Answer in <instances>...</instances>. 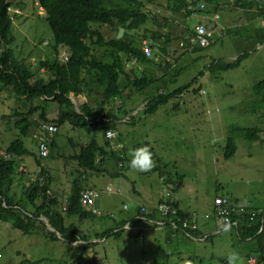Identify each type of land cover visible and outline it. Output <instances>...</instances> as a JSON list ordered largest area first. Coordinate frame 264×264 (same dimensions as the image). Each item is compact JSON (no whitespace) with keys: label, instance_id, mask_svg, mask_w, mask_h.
Here are the masks:
<instances>
[{"label":"rangeland","instance_id":"obj_1","mask_svg":"<svg viewBox=\"0 0 264 264\" xmlns=\"http://www.w3.org/2000/svg\"><path fill=\"white\" fill-rule=\"evenodd\" d=\"M17 1L19 0L10 2L14 5ZM139 1L144 4V10L152 6L158 11H164L161 15L169 17L168 11L163 7L165 0ZM249 1L251 13L247 18L248 21H245L233 5L220 2L219 15H216L220 17L217 23L219 27L223 26V34L219 35L214 30L213 39L207 48L190 45L192 38H181L178 42H183L184 45L179 48L175 46L176 43H169L166 57L162 61L158 60L160 56L158 50L153 53L151 60L154 62L151 64L156 65V68L148 67V69L153 70L152 76L156 74L154 76H159L160 79L143 93L133 90V96L147 98L162 91L170 93L180 87H185L183 88L185 90L182 94L171 97L166 104L158 107L151 114H144L141 110L142 100L133 106L128 102L123 104V108H127V105L135 108L133 112H127L125 120L130 121L125 123L123 120L125 116L120 115L119 119L123 122L119 121L120 123L113 130L118 134L116 138L119 139L120 144L118 149L125 151L127 158V162H124L125 165L127 163L128 171H124L127 177L123 183V193L113 194L117 190L118 181L111 180L106 175L94 180L89 178L83 182V185L94 186L98 190L108 183L106 185L113 190V195L101 193L96 202L99 214L109 218L110 214L106 212L108 210L114 216L112 220H103V223L109 225L112 221H117L118 217L122 218L121 216L128 218L122 205L129 203L127 198L130 196L125 193L130 192L131 187L138 191L136 197L142 193L143 197H151L161 188L158 174L153 171V167L148 171L129 167L130 150L141 146L149 148L155 157L152 159L153 166L161 168L169 176L172 180L170 185L173 179H176L173 184L175 191L171 193L175 195L184 213L206 211L211 212L213 217L211 210L215 195L234 197L240 205L249 210H255L253 207H264V141H261L264 140V114L247 110L248 102L252 98V87L264 79V28L260 26L264 18L253 13L255 9L264 6V0ZM31 2L32 0L25 1L26 9L19 15L10 14L13 37L10 48L16 59H24L31 64L32 69H36L38 60L35 57L49 55L52 41L44 14H40L42 11H37L38 6H33ZM213 15L198 12L188 20H183L178 14L176 18L186 29L193 30L197 24L203 25L204 21L208 23L207 25H212ZM228 19H231V22L224 23ZM165 23L177 26L168 19ZM148 26L150 27V22L134 32L138 33ZM169 27L166 25L161 31L166 33ZM229 29L231 33H227ZM115 34L104 27L103 35L107 40ZM259 35L258 41L255 40ZM147 39L151 38L147 37ZM159 39L162 40V36ZM42 42L46 44L48 42L50 46L42 48ZM173 45L178 50L176 53ZM104 53L105 50L98 51L99 56ZM241 54L246 56L237 68L216 73L208 70L214 61L231 62ZM160 63L162 68L168 65L164 70H160ZM130 68L132 67H128ZM198 90H204L205 94H198ZM128 94L130 95V89ZM70 99L79 107L89 98L86 95V98L70 96ZM89 102L95 103L93 99ZM27 106L29 105L15 101V97L10 92L0 89V155L4 154L6 147L18 136L15 123L20 119V113L26 112ZM47 109H49L46 111L47 117L54 118L55 105L49 102ZM233 126L259 127L261 132L257 141L236 137L235 153L232 158L226 160L223 158L224 141ZM36 134L37 128H33L23 142L25 147L37 156ZM86 134L80 130L72 131L67 125L59 126L55 138L56 147L51 148V156L43 160L42 164L49 169V173L59 176L56 177L55 183L60 186V193L65 190L69 192V189L66 187V182L61 181V178L64 179L62 162L56 161V157L58 155L63 157L69 152L71 156L74 151L72 152L67 141L85 142L88 140ZM99 140L101 143L104 142L102 136L101 139L99 136ZM117 143L118 140L112 141L110 146L113 148ZM112 148L107 149L112 150ZM22 162L27 167L26 172L37 169L33 156L23 157ZM117 164L111 161L109 170L112 168L115 172L114 166ZM73 166L70 164L69 168L63 169V173L68 172ZM149 180L155 183L153 187L148 185ZM143 197L137 198V201L143 203ZM97 222L100 220L67 218L65 221L67 227L71 224L75 225L77 233L88 238L86 242L78 240L67 246L59 235L57 241H50L36 233L24 235L11 227L12 222H3L0 219V264H58L60 261L70 264L79 257L82 258L81 264H98L99 256L103 257L104 253L108 255L107 260H111L113 264H146L148 259H151L153 264H184V261H190L189 264H227V255L230 251L237 250L239 254L248 252L247 245L243 244L244 241L238 238L233 229L221 230L218 235L211 236L206 242L179 238L178 243L167 246L161 238L156 240L147 238L149 235L139 230L142 227L140 221L135 223L136 226L129 221H120L103 230H97ZM108 229H111L108 235L101 239L96 237L97 234ZM100 242L103 244L97 245ZM82 243H85L84 247L89 243L96 245L88 246L84 251V247L80 245ZM193 254L199 256L202 261H193ZM94 256L93 263L91 260Z\"/></svg>","mask_w":264,"mask_h":264},{"label":"trees","instance_id":"obj_2","mask_svg":"<svg viewBox=\"0 0 264 264\" xmlns=\"http://www.w3.org/2000/svg\"><path fill=\"white\" fill-rule=\"evenodd\" d=\"M10 1L0 0V89L10 92L15 97V101L29 106L26 112L20 113V119L15 123L18 136L6 147L4 154L0 155V219L3 222H12L11 227L24 235L36 233L50 241H57V235L46 228V223L67 246L78 240L86 242L88 238L80 236L75 225L71 224L67 227L65 221L69 217H77L80 220L106 219L104 216H95L86 211L80 205L79 198L83 190V182L87 181L88 175L97 176L105 172L104 163L107 160L122 164L127 161L125 155L107 149L111 148L110 142L118 140H116L118 134L113 130L117 124L123 122L120 121L119 116L124 115V122H129L130 120H125L127 112H133L135 109L128 105L127 108H123V104L128 102L133 106L142 100L141 110L144 114H151L158 107L166 104L171 97L178 96L185 90L183 89L185 87H180L170 93L162 91L147 98L133 96V90L143 93L160 79L159 76H149L145 72L137 73L134 68L128 69L130 60L146 64V69L152 66L156 68V65L151 64L154 62L151 58L155 51L152 50L148 57L140 48L142 42L147 40V37L156 42L163 33L165 42L157 48L159 55L163 57L168 44L172 41L178 42L181 38L195 37L194 31L186 29L173 15L178 14L185 20L197 11L216 12L220 2L223 1L241 11H249L251 2L249 0H165L163 7L168 11L169 17H167L161 15L164 11H158L152 6L144 10V4L139 0H32L31 4L37 5V11L40 10L42 11L40 14H44L52 41L51 53L47 56L35 57L38 60L37 68L32 69L31 64L24 59H16L10 48L13 42L10 14L19 15L25 11L26 0H19L14 5ZM254 14L264 15V6L255 9ZM166 19L177 24L175 27L178 29L173 34L171 28L174 25L166 24ZM148 22L150 27H145L138 33L134 32ZM166 25L170 27L165 33L161 30ZM104 27L115 32L114 37L107 40L103 35ZM120 29L123 30V34L117 39ZM227 33H231V30H227ZM190 45L199 47L196 42ZM49 46L48 42L46 46L41 43L42 48ZM61 49L69 51L68 55H63L66 60L60 58ZM99 50H105L104 55L99 56ZM160 56L158 60L161 61ZM245 56L241 54L231 62L214 61L208 70L216 73L237 68ZM167 65L162 68L160 63L159 69L164 70ZM43 73L46 75L43 76ZM197 93L205 94L204 90H198ZM80 95L85 98L87 95L89 99L76 110L70 96ZM91 99L95 103H90ZM49 102L56 107L52 119H48L46 114L49 110L47 109ZM247 110L264 114V80L252 87V98L248 102ZM39 122H51L56 127L67 125L72 131L80 130L87 133L88 140L85 142L67 141L72 152L74 151L71 156L69 152L63 157L60 155L56 157V161L62 162L64 179L61 178V181L66 182L69 192L66 190L63 193L59 192L60 186L55 183L56 177L59 176L49 173V169L42 164L43 159L38 156L37 150L36 156L24 145L23 140L33 128H37L35 137L37 149L40 143L38 139L41 136ZM108 131L114 133V138L106 137ZM260 132L259 127H231L224 141L223 158L227 160L233 157L236 137L257 141ZM99 136L100 139L102 136L104 142H100ZM55 138L56 135L51 138V148L56 147ZM25 156L34 157L37 169L31 171L32 173L26 172L27 167L22 162ZM151 158L155 157L152 155ZM70 164L74 166L63 173V169L69 168ZM153 171L158 174L161 184V198L158 203H161L165 193L169 192L171 199L169 205L176 211L177 216L182 218V213L171 196L174 181L170 185L169 176L159 167L153 166ZM116 175L119 174L115 173L113 177ZM40 178L43 180L39 181ZM247 211L257 210L247 209ZM262 217L250 222L248 214L242 216L237 230L239 239H254L260 243L259 250L264 249L262 243L264 217L263 226L258 231L262 225L260 221ZM39 218H45L46 222ZM110 231L111 229H108L96 237L101 239ZM186 233L197 236L196 232L190 229H187ZM81 246L84 247L83 244ZM88 246L93 247L95 244H87L84 251ZM79 258L70 264H81L82 258ZM58 264L69 263L60 261Z\"/></svg>","mask_w":264,"mask_h":264},{"label":"crops","instance_id":"obj_3","mask_svg":"<svg viewBox=\"0 0 264 264\" xmlns=\"http://www.w3.org/2000/svg\"><path fill=\"white\" fill-rule=\"evenodd\" d=\"M236 10H238V12L244 17V19H245V21H248V16L250 15V13H251V8H249V11L247 12V11H241V10H239V9H237V8H235ZM214 13H216L217 15H219L218 14V10L216 11V12H209V13H206V14H211V16L214 14ZM246 13H249L248 15L246 14ZM253 13H255V10H254V12ZM175 18H176V15H173ZM204 17L203 18H205V15H203ZM263 18H264V15H261ZM202 18V19H203ZM201 19V20H202ZM219 19H220V17L219 18H217V20L214 22V23H212L213 24V26H212V28H210L211 30H215V32L216 33H218L219 35H222L223 34V26L222 27H219L218 26V23H217V21H219ZM177 22V21H176ZM205 22V21H204ZM231 22V19H228V20H226V21H224V23H230ZM262 25H264V19L261 21V23H260V26H261V28H264V26H262ZM237 26H239V24H237L236 25V27ZM177 27H174V26H172V28H171V30L173 31V32H176L177 31ZM257 33H259V32H257ZM260 37V35L259 36H257L256 38H255V40H257L258 41V38ZM169 46V45H168ZM168 46H167V48H166V53H167V51H168ZM176 47H181V44L180 43H176V45H175ZM174 45H173V47H174V49H175V53L178 51L177 50V48L175 47ZM260 48V47H259ZM154 51H156V50H154ZM166 55V54H165ZM164 57V56H163ZM146 64H141V63H137L136 62V64H134V66H132V68L131 69H135L136 71H137V73H141V72H145L147 75H149V76H152L151 75V72L153 71L152 69H146ZM152 67H154V66H152ZM154 75H156V74H153V76ZM80 97L82 98V95H80ZM85 102V101H84ZM83 102V103H84ZM119 139H118V143L116 144V146L115 147H111L112 148V151H114L116 154H119V155H125L126 153H125V151H119ZM110 160H107L105 163H104V167L106 168V171L105 172H102L101 174H99V175H97V176H94V175H92V176H89L88 175V178H87V180L89 179V180H94V179H98V178H100V177H102L103 175H106L107 177H110V179L111 180H113V179H116L117 181H118V186H120L121 188H122V193H123V183H124V180L126 179V177H127V173H124V171H128V170H126V168H127V163H126V165H124V168H123V172L121 173V174H119V175H116V176H114L113 177V175L117 172V170L114 172V170H112V168L109 170V168H110ZM114 168L116 169V165L114 166ZM175 179V178H174ZM174 179H173V181H174ZM176 180V179H175ZM170 181H172V180H170ZM147 183H148V185L150 186V187H153L154 185H155V183L153 182V181H151V180H149V181H147ZM158 183H159V185H160V187H161V184H160V180H159V177H158ZM106 184H108V183H105V185ZM107 186V185H106ZM88 187H93V186H88ZM173 191H175L174 189H173ZM136 193H138V191L136 190V189H134L133 187H131L130 188V192H126L125 194H127L128 196H130L129 198H127V200L129 201V203L128 204H123L122 206H123V208H124V206H126V207H128V209L126 210L127 211V214H128V218H124L123 216H121L122 218H120L119 219V217H118V219H117V221H112V223H110L109 225L108 224H105V223H103L102 221L103 220H100V222H97L96 223V226H97V230H103V229H105L106 227L108 228V227H111V226H114V225H116L118 222H120V221H130L131 220V217H132V214H134V212H135V210H136V204H139V205H144V206H146L147 207V209L149 210V212H154V207L156 206V204L159 202V200H160V198H161V188L159 189V190H157L155 193H154V195L153 196H151V197H143V193L141 194V195H139L138 197H136ZM171 196H172V198L174 199V201L177 203V207H178V209L180 210V212L182 213V215L183 216H187V217H190L192 214L195 216V217H197L196 218V226H197V230H195V232H196V234H197V236H192L193 237V239H194V241L195 242H206L207 240H209L210 239V237L211 236H214V235H218L220 232H221V230H224V229H222V225L216 220V218L214 217H212L211 216V212H206V211H200V212H197V213H191V214H189V213H184L181 209H180V206H179V203H178V201L175 199V195L173 196V193L171 194ZM217 196H220V195H215V197H217ZM140 197H143L144 199H143V203H139L138 201H137V198H140ZM222 197H227V198H230L231 199V201H233V202H235V203H237V204H239L236 200V198H234V197H230V196H222ZM214 199V198H213ZM240 205V204H239ZM101 205H99V207H100ZM240 206H242V205H240ZM212 208H213V204H212ZM254 209H257V210H262V209H264V207L263 208H258V207H253ZM212 211V210H211ZM107 213H110V211H106ZM194 212H196V211H194ZM155 217H154V215L153 216H151V218H148V219H154ZM133 225H135V224H133ZM136 226V225H135ZM140 230L141 231H143L144 233H145V235H149V237H147V238H151V239H154V240H156V239H158V238H161V240L164 242V244L165 245H167V246H170L171 244H173V243H178V239L179 238H183L184 240H187V241H190V240H188V239H192V238H189V237H186L185 235H183V234H181L180 232H178V231H173V230H171V229H169V228H163V229H156V228H154L149 222H142V227L140 228ZM228 230H230V229H228ZM102 233V232H101ZM101 233H99V234H101ZM236 233V232H235ZM98 235V234H97ZM188 238V239H187ZM192 239V240H193ZM244 241V242H243ZM243 241H241V242H243V244H245V245H247L246 247L248 248V252L246 253V252H244L243 254H240V257H241V264L242 263H245V258H246V256L247 255H249V254H251V253H255V252H257L258 250H259V246H260V243H258L256 240H254V239H245V240H243ZM262 243L264 244V240L262 241ZM103 244V242H100L99 244H97V245H102ZM242 244V245H243ZM103 249V248H102ZM150 255H152V253L150 254ZM108 257V255L106 254V253H104V256L103 257H101V256H99V262H98V264H113L112 262H111V260H107V257ZM193 261H198V262H200V261H202L201 260V258L199 257V256H196V255H194L193 254ZM154 262H156V260L154 261ZM189 263H190V261H189ZM146 264H153V261L151 260V259H148V261H146ZM160 264V263H159ZM246 264V263H245Z\"/></svg>","mask_w":264,"mask_h":264},{"label":"built area","instance_id":"obj_4","mask_svg":"<svg viewBox=\"0 0 264 264\" xmlns=\"http://www.w3.org/2000/svg\"><path fill=\"white\" fill-rule=\"evenodd\" d=\"M202 8V6H201ZM195 37L194 42L201 48H205L209 45L210 39H212V32H210L205 26L199 25L195 28ZM151 40H145L142 42V51L149 56V48ZM63 60H66L64 57ZM41 130L44 133L52 134L56 131V128L53 125L42 124ZM114 133L108 131L106 132V137L111 139L114 138ZM39 153L42 157H47V146L42 141L39 144ZM103 192L112 194L113 190L110 187H106ZM100 191L94 189H88L81 193L80 196V204L86 210L90 211L95 215H99L98 209L96 207L97 199L101 196ZM115 193H120V189L117 188ZM169 192L165 193L164 199L161 203H159L156 207L155 212L158 215V219L153 222L154 226L158 229L162 228H170L172 230H179V226L181 225V230L185 228H190L192 230H196V226L194 225V217H190L189 219H182L177 217L176 211L169 205L171 199L169 196ZM126 208V207H125ZM144 214H146V209L144 207L139 208V214L136 216L137 220H145ZM248 214L250 222L264 217V210L258 211H247V208L239 206L237 204H232L225 198H215L214 199V215L219 220L223 229H237L240 219L242 216ZM111 216V215H110ZM263 217L261 221V230L263 226ZM246 264H264V249L256 252L255 254H249L245 258Z\"/></svg>","mask_w":264,"mask_h":264},{"label":"clouds","instance_id":"obj_5","mask_svg":"<svg viewBox=\"0 0 264 264\" xmlns=\"http://www.w3.org/2000/svg\"><path fill=\"white\" fill-rule=\"evenodd\" d=\"M231 1V0H230ZM202 13V14H206L205 13V11H197L196 13ZM195 15V14H194ZM194 15H191V16H189V18H186L185 20H188V19H191ZM217 15L216 14H214L213 15V17H212V23H214L216 20H217ZM204 24H203V26H205L210 32H212V39H213V32H214V30H211L210 28H212V26H213V24L212 25H207L208 23L205 21V22H203ZM199 25H202L201 23H199V24H197L194 28H193V31L195 32V28L197 27V26H199ZM213 29V28H212ZM163 33L161 34V36H162V40H160L159 38L157 39V41L155 42H153L151 39V42H150V44L148 45V48H149V54L152 52V50L154 51V50H157V48L159 47V46H162V44H164V42H165V37H163ZM212 39H210V41H209V45H210V42H211V40ZM148 40V39H147ZM43 43V45L44 46H46L47 44H46V42H42ZM156 43V44H155ZM172 43H179V42H175V41H172ZM195 42H194V39H192V43L191 44H194ZM46 44V45H45ZM180 44H181V47L184 45V43L183 42H180ZM208 45V46H209ZM207 46V47H208ZM207 47H205V48H207ZM141 50H142V44H141ZM201 48V47H200ZM59 53H60V58L63 60V55H68V53H69V51L68 50H66V49H61V50H59ZM149 57V56H148ZM165 57H166V55L164 56V57H162V56H160V59H161V61L163 60V59H165ZM136 62L137 61H135V60H130L129 61V65H130V67H132V66H134V64H136ZM167 63V62H166ZM264 80V79H263ZM262 81V80H261ZM73 102V101H72ZM73 104H74V106H75V108H76V110H78V106H76V104L73 102ZM83 104V103H82ZM49 119V118H48ZM42 124H49V125H53L55 128H56V131L54 132V133H52V134H47V133H44L42 130H41V125ZM58 128L59 127H56V125L55 124H53V123H51V122H41L40 123V130H41V136H39V141H40V143L43 141L45 144H46V146H47V153H48V156L47 157H42L41 155H40V153H39V145L37 146V153H38V156L41 158V159H47L48 157H49V150L51 149V147H50V141H51V138L53 137V136H55L56 135V133L58 132ZM39 143V144H40ZM129 156L131 157L130 158V160L128 161V163H129V167L130 168H132V169H136V170H139V171H148V170H150L152 167H153V161H152V153L150 152V150H149V148L147 147V146H141V147H138V148H135V149H133V150H130V152H129ZM127 162V161H126ZM124 165L125 164H122L121 162H119L117 165H116V170H117V172L116 173H118V174H121L122 172H123V168H124ZM89 176H92V175H89ZM43 180V178H40V180L39 181H42ZM106 187H109V185H105L103 188H101V189H97L96 187H88L87 185H83V190L81 191V193L83 192V191H85V190H88V189H94V190H98V191H100V192H102L103 193V190L106 188ZM117 188H119L120 189V193H113V194H122V188L120 187V186H118L117 185ZM71 189V188H70ZM81 193H80V196H81ZM112 194V195H113ZM225 198V199H227L228 201H230L232 204H237V203H235V202H233V201H231L229 198H227V197H222V196H217V197H214V199L215 198ZM214 199H213V201H212V204H213V208H212V212H213V214H214ZM79 202H80V198H79ZM159 203H157L156 204V206L154 207V212H149V210L147 209V207L146 206H142V205H139V206H136V210H135V212H134V214H132V217H131V220L129 221L130 223H132V224H135V223H133V221L135 220V221H140V222H149L154 228H156L155 226H154V224H153V222L155 221V220H157L159 217H158V215H157V213L155 212V210H156V207H157V205H158ZM81 205V204H80ZM238 205V204H237ZM240 206V205H239ZM126 206H124V209H125V211L128 209V207H126ZM140 207H144L145 209H146V214H144V219L145 220H137L136 219V216L139 214V208ZM243 207V206H242ZM64 208V207H63ZM262 210H264V209H262ZM90 212V211H89ZM127 212V211H126ZM108 214H110L111 216L108 218V216H106V215H102V214H99V215H102V216H104L106 219H110V220H112L113 218H114V216H113V214L112 213H108ZM154 215V219L152 220V219H148V218H151V216H153ZM96 216H98V215H96ZM194 217V225L196 226V217L192 214L190 217ZM178 217V216H177ZM190 217H187V216H183L182 215V219H189ZM214 217L217 219V217L214 215ZM39 220H43V221H45L46 222V219L45 218H43V219H40L39 218ZM217 221L219 222V220L217 219ZM220 223V222H219ZM45 225H46V227H47V229L48 230H50V231H52V232H54L56 235H57V237H58V234L53 230V229H51L46 223H45ZM261 227V226H260ZM181 228H182V226L180 225L179 226V230H173V231H178V232H180L181 234H183V235H185L186 237H189V238H192L193 239V237L190 235V234H188V233H186V230L187 229H190V228H185L184 230H181ZM196 228H197V226H196ZM238 228H239V225H238V227H237V229H233V230H235V232H236V235L238 236V232H237V230H238ZM137 229H139L138 227H137ZM156 229H158V228H156ZM163 229V228H162ZM170 229V228H169ZM222 229H223V227H222ZM230 229H232V228H230ZM260 229V228H259ZM140 230V229H139ZM172 230V229H171ZM190 230H192V229H190ZM197 230V229H196ZM226 230H228V229H226ZM192 231H195V230H192ZM259 231V230H258ZM31 235H33V234H31ZM195 237V236H194ZM239 238V237H238ZM85 242V241H84ZM83 245H85V243H82ZM82 244H80V245H82ZM90 244H95V243H90ZM96 245V244H95ZM94 247V246H93ZM258 251H260V250H258ZM257 251V252H258ZM93 263H94V261H95V256H94V258L91 260ZM82 262V261H81ZM246 263V262H245ZM184 264H189V262L188 261H184ZM227 264H241V257H240V254H239V252L237 251V250H232V251H230L229 252V254L227 255Z\"/></svg>","mask_w":264,"mask_h":264},{"label":"water","instance_id":"obj_6","mask_svg":"<svg viewBox=\"0 0 264 264\" xmlns=\"http://www.w3.org/2000/svg\"><path fill=\"white\" fill-rule=\"evenodd\" d=\"M122 34H123V30L120 29V30L118 31V34H117L116 38L119 39V38L122 36Z\"/></svg>","mask_w":264,"mask_h":264}]
</instances>
